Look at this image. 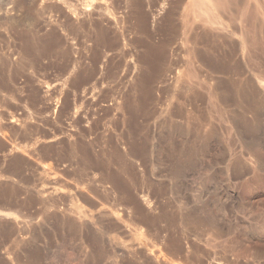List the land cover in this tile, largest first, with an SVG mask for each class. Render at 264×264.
<instances>
[{
    "label": "rangeland",
    "instance_id": "rangeland-1",
    "mask_svg": "<svg viewBox=\"0 0 264 264\" xmlns=\"http://www.w3.org/2000/svg\"><path fill=\"white\" fill-rule=\"evenodd\" d=\"M0 264H264V0H0Z\"/></svg>",
    "mask_w": 264,
    "mask_h": 264
},
{
    "label": "bare ground",
    "instance_id": "bare-ground-1",
    "mask_svg": "<svg viewBox=\"0 0 264 264\" xmlns=\"http://www.w3.org/2000/svg\"><path fill=\"white\" fill-rule=\"evenodd\" d=\"M144 11V10H143ZM142 15H143V17H142ZM141 18H142V21H141V25L143 26V27H145V28H147V23H148V16H146L145 14H141V16H140V20H141ZM140 20H139V22H140ZM197 28V27H196ZM200 29V28H199ZM198 30V29H197ZM148 31V30H147ZM201 36V35H200ZM191 37V36H190ZM193 38H194V36H193ZM88 39V38H87ZM87 39H86V41H87ZM195 39V38H194ZM192 37H191V40L190 39H188V41L189 42H192ZM89 41V40H88ZM196 41V40H195ZM101 44H103V43H101ZM88 45V44H87ZM99 45V44H98ZM110 46V45H109ZM112 46V45H111ZM98 47V46H97ZM101 47V46H100ZM113 47V46H112ZM149 47H152L153 48V46H151V45H149ZM82 48H83V46H82ZM87 48V47H86ZM151 48V49H152ZM161 48H163V49H165V44H162L161 45ZM98 49H99V47H98ZM93 50V49H92ZM110 50V49H109ZM153 50V49H152ZM98 51L95 49V51L93 52L94 53V55H93V57H95V58H93L95 61L96 60H98L99 58H100V56H99V58H98V54L99 53H97ZM162 56H164L165 54H164V51L162 50ZM102 56V55H101ZM99 61V60H98ZM95 65V64H94ZM96 66V65H95ZM209 78V77H208ZM197 117V116H196ZM123 177V176H122ZM123 179V178H122ZM124 180V179H123ZM126 182H123L122 183V185L123 184H125Z\"/></svg>",
    "mask_w": 264,
    "mask_h": 264
}]
</instances>
